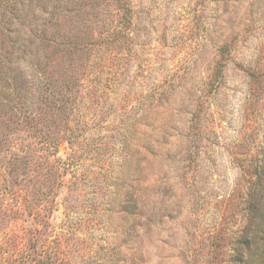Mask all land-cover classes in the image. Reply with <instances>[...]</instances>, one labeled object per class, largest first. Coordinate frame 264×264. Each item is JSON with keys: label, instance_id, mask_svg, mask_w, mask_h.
Wrapping results in <instances>:
<instances>
[{"label": "rangeland", "instance_id": "374dc122", "mask_svg": "<svg viewBox=\"0 0 264 264\" xmlns=\"http://www.w3.org/2000/svg\"><path fill=\"white\" fill-rule=\"evenodd\" d=\"M0 264H264V0H0Z\"/></svg>", "mask_w": 264, "mask_h": 264}, {"label": "trees", "instance_id": "16d2710c", "mask_svg": "<svg viewBox=\"0 0 264 264\" xmlns=\"http://www.w3.org/2000/svg\"><path fill=\"white\" fill-rule=\"evenodd\" d=\"M262 220V219H261Z\"/></svg>", "mask_w": 264, "mask_h": 264}]
</instances>
